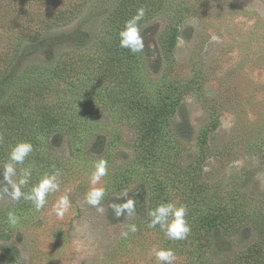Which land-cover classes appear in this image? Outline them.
Wrapping results in <instances>:
<instances>
[{"label": "rangeland", "instance_id": "rangeland-1", "mask_svg": "<svg viewBox=\"0 0 264 264\" xmlns=\"http://www.w3.org/2000/svg\"><path fill=\"white\" fill-rule=\"evenodd\" d=\"M139 7L145 51L127 55L118 32ZM8 72L46 93L14 120L33 145L17 165V175L32 168L22 191L54 171L60 190L40 211L0 193V264H157L156 247L171 248L175 264H264V0H0V76ZM162 99L175 106L152 142L143 106ZM36 107L59 120L30 127ZM100 158L103 213L84 201ZM124 190L136 214L117 219L108 205ZM65 193L71 207L58 218ZM163 202L186 206V239L148 226ZM212 211L226 221L203 222ZM129 224L137 231L121 237Z\"/></svg>", "mask_w": 264, "mask_h": 264}, {"label": "clouds", "instance_id": "clouds-1", "mask_svg": "<svg viewBox=\"0 0 264 264\" xmlns=\"http://www.w3.org/2000/svg\"><path fill=\"white\" fill-rule=\"evenodd\" d=\"M146 10L144 7L137 8L136 12L124 21L120 31L119 46L128 49L130 53H144L145 43L142 35L141 22L144 20ZM146 27V26H145ZM33 152V145L28 141H19L11 146L8 160L0 166V193L7 195L12 201H19L21 198L31 202L36 211L43 209L47 203V197L51 193L60 190L59 173H46L36 180L30 189L22 191L24 186L29 184L32 178V168L26 166L20 169V175H17V165H23L25 160ZM108 175V162L100 158L94 162L93 171L89 177L90 187L84 194V201L100 212H106L103 201L106 189L101 185L102 178ZM129 191L124 190L117 199L124 197L120 203H109L108 208L112 210L115 218L121 216H132L136 214V201L129 196ZM71 201L67 193L60 195L53 204V212L58 218H63L69 212ZM187 208L183 204L175 202H163L155 206L148 212L150 217L149 227L159 226L169 240H184L190 234L191 228L186 220ZM7 222L10 226L19 223V217L15 212L7 213ZM137 227L135 224L126 226V230L120 233L121 237L127 238L129 232L135 233ZM157 264H175L176 254L171 248L156 247L153 249Z\"/></svg>", "mask_w": 264, "mask_h": 264}, {"label": "trees", "instance_id": "trees-1", "mask_svg": "<svg viewBox=\"0 0 264 264\" xmlns=\"http://www.w3.org/2000/svg\"><path fill=\"white\" fill-rule=\"evenodd\" d=\"M123 10H125V8L122 9V12ZM176 37L177 30L174 29L171 35L170 46L175 44ZM123 50L126 51L127 55L130 54L128 49L124 48ZM129 57L130 56H126L121 61L123 62ZM49 69H53V73L56 70L54 67ZM23 77L24 75H21L17 72H8L5 75L0 76V162L8 159L9 151L12 145L19 142L20 138H23L24 136L27 137L29 134V127L20 129L19 127L21 126L19 125L18 127L14 120H25V113L34 108L31 105V101H33L35 97H38L40 100H42L46 95V93H43V90L40 89L41 87L37 89L35 85L38 83L37 78L33 79V77L31 80H25L22 79ZM60 79L64 78L60 77ZM160 102L161 103L158 105L148 104L143 106V110L146 112L148 118L144 123L145 126L143 128L142 137L149 138L152 142H154L162 132L161 125L163 121H166L167 118L165 113L168 114L169 107H172L170 110L172 112L173 107L175 106V103L173 106H171L170 103L165 102L164 99H162ZM36 108L39 109L37 112V116L39 117L37 120L38 122L36 125L31 123L30 127H35L38 129L39 126L43 128V125H45L47 122L56 123L57 120H59V116H57L53 110L50 111L48 108V110H46L42 107ZM30 158L31 156L29 155L25 161ZM183 186H185L186 192L189 191V198H192L197 194V191L194 188L195 186H192L191 183L186 182L183 184ZM210 205L213 206V204ZM204 218L205 220H203V222L207 224L209 220H212L213 224L211 225L216 224L215 220H218V223L226 221L225 219H221L220 215L213 211L211 215L210 212L206 213Z\"/></svg>", "mask_w": 264, "mask_h": 264}]
</instances>
